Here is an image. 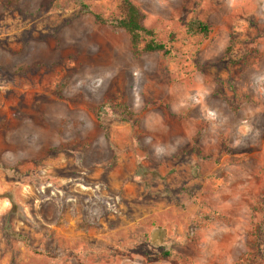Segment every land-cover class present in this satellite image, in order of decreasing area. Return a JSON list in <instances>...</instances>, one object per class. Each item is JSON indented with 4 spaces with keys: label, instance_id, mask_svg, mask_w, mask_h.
Instances as JSON below:
<instances>
[{
    "label": "rangeland",
    "instance_id": "obj_1",
    "mask_svg": "<svg viewBox=\"0 0 264 264\" xmlns=\"http://www.w3.org/2000/svg\"><path fill=\"white\" fill-rule=\"evenodd\" d=\"M120 1L0 0V264H264V0Z\"/></svg>",
    "mask_w": 264,
    "mask_h": 264
},
{
    "label": "trees",
    "instance_id": "obj_2",
    "mask_svg": "<svg viewBox=\"0 0 264 264\" xmlns=\"http://www.w3.org/2000/svg\"><path fill=\"white\" fill-rule=\"evenodd\" d=\"M82 7L87 9L83 4ZM119 11V16L113 19L105 20L97 14L94 17L97 20L108 22L110 25L126 31L132 45L137 46L139 43H143L142 50L145 52H158L162 55L170 54V48L165 43L158 41L155 38L154 32L145 26V14L132 0H121ZM187 31L189 33H202L206 35L209 32V28L199 20H192L187 25ZM116 110L124 116L132 115V111L126 105L118 106Z\"/></svg>",
    "mask_w": 264,
    "mask_h": 264
}]
</instances>
